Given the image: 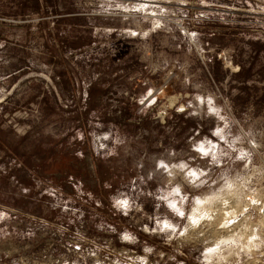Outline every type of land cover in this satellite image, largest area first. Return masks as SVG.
Wrapping results in <instances>:
<instances>
[{
	"label": "rangeland",
	"instance_id": "1",
	"mask_svg": "<svg viewBox=\"0 0 264 264\" xmlns=\"http://www.w3.org/2000/svg\"><path fill=\"white\" fill-rule=\"evenodd\" d=\"M0 264H264V0H0Z\"/></svg>",
	"mask_w": 264,
	"mask_h": 264
},
{
	"label": "trees",
	"instance_id": "2",
	"mask_svg": "<svg viewBox=\"0 0 264 264\" xmlns=\"http://www.w3.org/2000/svg\"><path fill=\"white\" fill-rule=\"evenodd\" d=\"M36 5H37V8H39L38 6H39V1H37L36 2ZM97 86L98 85H92L91 87H90V95L88 96L89 98H88V100L90 101V103L91 104H93V102H92V100H91V92H93V91H97V90H99L100 91V93H102V90L100 89V88H97ZM97 89V90H96Z\"/></svg>",
	"mask_w": 264,
	"mask_h": 264
},
{
	"label": "bare ground",
	"instance_id": "3",
	"mask_svg": "<svg viewBox=\"0 0 264 264\" xmlns=\"http://www.w3.org/2000/svg\"><path fill=\"white\" fill-rule=\"evenodd\" d=\"M172 103V102H171Z\"/></svg>",
	"mask_w": 264,
	"mask_h": 264
}]
</instances>
